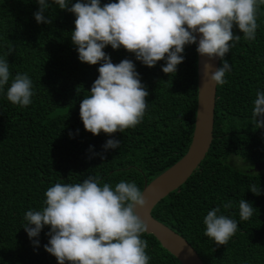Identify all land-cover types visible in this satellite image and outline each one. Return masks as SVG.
I'll return each instance as SVG.
<instances>
[{"label": "trees", "instance_id": "trees-1", "mask_svg": "<svg viewBox=\"0 0 264 264\" xmlns=\"http://www.w3.org/2000/svg\"><path fill=\"white\" fill-rule=\"evenodd\" d=\"M108 2L116 0H101L102 5ZM37 10L35 0H0V57L9 63L10 82L17 73H26L34 93L26 107L12 105L0 93V264H57L44 251L49 229L41 231L34 245L22 228L25 212L42 207L49 187L93 176L113 187L122 180L134 182L141 190L144 182L181 158L193 130L195 45L185 47L174 76L162 73L164 61L147 68L123 48L109 46L104 51L114 64L133 61L149 95L142 122L114 134L119 148L104 152L102 145L113 137L92 136L79 118L80 103L99 65L79 62L70 40L75 19L71 13L54 6L46 14L52 23L37 24ZM257 23L251 42L233 29L241 39L223 58L231 71L225 75L227 83L216 86L212 141L204 159L151 210V216L182 237L203 264H264V171L251 170L264 161V128L256 129L251 122L255 94L264 91V5ZM10 48L14 51L7 56ZM231 157L246 167L230 166L225 160ZM253 184L260 195L249 190ZM241 199L256 210L248 221L239 219ZM228 201L233 207L224 209ZM215 207L238 223L236 234L218 248L203 235V217ZM142 239L148 242L149 264H180L152 235L144 233Z\"/></svg>", "mask_w": 264, "mask_h": 264}, {"label": "clouds", "instance_id": "clouds-1", "mask_svg": "<svg viewBox=\"0 0 264 264\" xmlns=\"http://www.w3.org/2000/svg\"><path fill=\"white\" fill-rule=\"evenodd\" d=\"M33 14L37 24H51L46 15L56 9L71 13L74 30L70 40L79 62L99 65L98 76L79 106V118L85 132L113 137L102 145L104 152L119 148L114 134L139 125L148 108L146 87L141 83L135 64L129 59L114 64L104 49L123 48L147 68L164 61L161 71L175 75L184 60L186 46L197 45L196 53L205 61L208 83L223 86L231 65L223 58L239 42L256 38L257 18L264 0H35ZM71 4V6H69ZM199 38V39H197ZM14 49H9L7 56ZM213 59L222 66L212 69ZM9 63L0 57V93L12 105L26 107L32 103L33 82L26 73H17L10 82ZM6 90V92H5ZM251 122L264 128V91H257L252 102ZM78 131V130H77ZM70 138L72 134L70 133ZM89 151H92L90 146ZM101 156L102 154H97ZM253 195L259 186L250 185ZM42 207L24 214L23 229L38 245L41 231L49 237L44 251L55 257L57 264H149L148 242L142 239L147 224L140 212L149 201L134 182L120 181L113 187L89 176L79 183H56L44 193ZM233 207L231 201L224 209ZM239 219L248 221L256 211L241 199ZM212 208L203 217V235L218 248L236 234L235 219ZM215 251V248H212Z\"/></svg>", "mask_w": 264, "mask_h": 264}, {"label": "water", "instance_id": "water-1", "mask_svg": "<svg viewBox=\"0 0 264 264\" xmlns=\"http://www.w3.org/2000/svg\"><path fill=\"white\" fill-rule=\"evenodd\" d=\"M218 62L219 59H213L210 62L213 71L218 68ZM204 63V59L196 53V107L193 130L187 150L179 160L166 170L148 183L144 182L141 189L144 197L149 201L148 208L140 212L142 219L147 224L145 234L152 235L161 248L172 255L180 264L203 263L182 237L151 216V210L163 198L185 183L204 159L210 147L216 87L208 83V77L203 71ZM251 170L254 172L264 171V161L254 163Z\"/></svg>", "mask_w": 264, "mask_h": 264}, {"label": "rangeland", "instance_id": "rangeland-1", "mask_svg": "<svg viewBox=\"0 0 264 264\" xmlns=\"http://www.w3.org/2000/svg\"><path fill=\"white\" fill-rule=\"evenodd\" d=\"M243 161V160H242ZM225 162L227 163V164H229L230 166H235V167H237V168H240V167H242V166H244V167H246V165L244 164V163H242L239 159H236V158H233V157H231V158H227L226 160H225ZM243 162H245V161H243Z\"/></svg>", "mask_w": 264, "mask_h": 264}]
</instances>
